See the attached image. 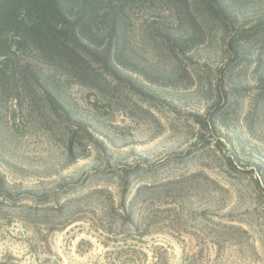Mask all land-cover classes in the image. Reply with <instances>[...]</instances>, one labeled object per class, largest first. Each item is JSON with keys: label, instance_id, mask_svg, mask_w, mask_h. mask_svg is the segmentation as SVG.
Instances as JSON below:
<instances>
[{"label": "rangeland", "instance_id": "374dc122", "mask_svg": "<svg viewBox=\"0 0 264 264\" xmlns=\"http://www.w3.org/2000/svg\"><path fill=\"white\" fill-rule=\"evenodd\" d=\"M241 2L232 27L135 11L93 87L38 65L54 111L0 94V264H264V44L241 39L264 0Z\"/></svg>", "mask_w": 264, "mask_h": 264}, {"label": "trees", "instance_id": "16d2710c", "mask_svg": "<svg viewBox=\"0 0 264 264\" xmlns=\"http://www.w3.org/2000/svg\"><path fill=\"white\" fill-rule=\"evenodd\" d=\"M157 5L176 10L193 26L202 17L231 27L243 6L241 0H0V94L31 99L40 87L49 109L56 110L57 87L38 65L95 86L101 75H115V64H122L130 16ZM251 37L264 44V23L241 39ZM237 43L232 39L229 45ZM243 61L248 63L246 53ZM224 115L219 110L209 121Z\"/></svg>", "mask_w": 264, "mask_h": 264}]
</instances>
